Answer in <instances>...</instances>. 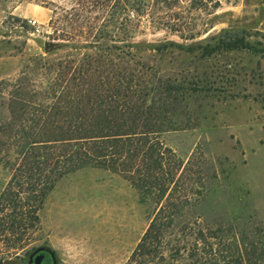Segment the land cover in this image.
I'll return each mask as SVG.
<instances>
[{
	"label": "rangeland",
	"instance_id": "rangeland-1",
	"mask_svg": "<svg viewBox=\"0 0 264 264\" xmlns=\"http://www.w3.org/2000/svg\"><path fill=\"white\" fill-rule=\"evenodd\" d=\"M179 1L170 10L155 8L149 17L132 18L126 37L196 48L192 54L175 49L142 54L159 76L190 92L182 128L162 136L183 163L177 195L199 201L184 210L179 222L191 223L195 215L204 227L264 226V0H204L198 7L191 0ZM113 2L107 7L103 0H0V126L10 119V91L31 61L63 60L68 54L80 58L83 50L64 47L48 56L44 47L63 45L67 37L69 44H83L108 18ZM28 20L36 21L39 33ZM235 38H243L248 48L202 55L206 46L216 48L219 40ZM33 79L38 85L41 77ZM4 138L0 131V193L11 176L2 159ZM198 178L199 189L192 186ZM153 208L141 203L137 190L121 176L81 169L61 179L48 195L26 251L47 248L57 264H136L131 256ZM162 256L165 262L159 264L185 262L171 260L167 250ZM27 262L25 251H8L0 243V264ZM143 262L149 264L148 258Z\"/></svg>",
	"mask_w": 264,
	"mask_h": 264
},
{
	"label": "trees",
	"instance_id": "trees-1",
	"mask_svg": "<svg viewBox=\"0 0 264 264\" xmlns=\"http://www.w3.org/2000/svg\"><path fill=\"white\" fill-rule=\"evenodd\" d=\"M103 1L107 7L111 3ZM113 1L108 18L83 44H69L67 37L63 45L44 47L48 56L64 47L83 50L80 58L36 57L10 91V119L0 126L6 152L2 159L11 174L0 193V243L8 251H25L29 261L35 248H26L39 230V212L48 195L64 177L96 168L121 176L137 190L141 203L154 206L131 256L136 264H145L144 258L149 264L165 262V250L171 260L184 259V264L264 263L263 225L204 227L195 215L191 223L179 222L184 210L199 201L177 195L183 163L162 136L182 128L190 92L184 84L159 76L142 54L171 49L192 54L196 48L129 42L126 37L132 18L149 17L155 8L170 10L180 1ZM191 1L198 7L204 0ZM208 47L202 49L203 56L246 49L248 44L235 38ZM34 76L41 77L38 85ZM197 180L192 186L199 189Z\"/></svg>",
	"mask_w": 264,
	"mask_h": 264
},
{
	"label": "water",
	"instance_id": "water-1",
	"mask_svg": "<svg viewBox=\"0 0 264 264\" xmlns=\"http://www.w3.org/2000/svg\"><path fill=\"white\" fill-rule=\"evenodd\" d=\"M43 252H48L49 257L51 259L52 264H57L56 263V257L55 254L49 251L47 248L40 247L35 249L30 255H29V264H42V261L44 259V254Z\"/></svg>",
	"mask_w": 264,
	"mask_h": 264
},
{
	"label": "flooded vegetation",
	"instance_id": "flooded-vegetation-1",
	"mask_svg": "<svg viewBox=\"0 0 264 264\" xmlns=\"http://www.w3.org/2000/svg\"><path fill=\"white\" fill-rule=\"evenodd\" d=\"M43 254H44V259L42 261V264H52L48 252H43Z\"/></svg>",
	"mask_w": 264,
	"mask_h": 264
},
{
	"label": "built area",
	"instance_id": "built-area-1",
	"mask_svg": "<svg viewBox=\"0 0 264 264\" xmlns=\"http://www.w3.org/2000/svg\"><path fill=\"white\" fill-rule=\"evenodd\" d=\"M28 23L35 29V32L39 33V28L37 26L36 21H34V20H28Z\"/></svg>",
	"mask_w": 264,
	"mask_h": 264
}]
</instances>
